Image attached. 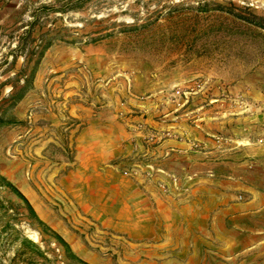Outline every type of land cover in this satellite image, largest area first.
Masks as SVG:
<instances>
[{
	"label": "rangeland",
	"instance_id": "obj_1",
	"mask_svg": "<svg viewBox=\"0 0 264 264\" xmlns=\"http://www.w3.org/2000/svg\"><path fill=\"white\" fill-rule=\"evenodd\" d=\"M0 124V264H264V0H0Z\"/></svg>",
	"mask_w": 264,
	"mask_h": 264
},
{
	"label": "crops",
	"instance_id": "obj_2",
	"mask_svg": "<svg viewBox=\"0 0 264 264\" xmlns=\"http://www.w3.org/2000/svg\"><path fill=\"white\" fill-rule=\"evenodd\" d=\"M167 143V142H166ZM125 153L129 154L132 150V146L126 145ZM105 174V173H104ZM106 175L112 177L114 186L113 191L116 194L124 193L128 194L129 198H124L126 203H138L141 207H146L148 205V196L137 187L134 180L130 177L123 176L122 174L116 173L114 170L108 171ZM110 184V183H109ZM124 202V203H125ZM168 202L162 201L161 199H155V205L158 209L166 207Z\"/></svg>",
	"mask_w": 264,
	"mask_h": 264
},
{
	"label": "trees",
	"instance_id": "obj_3",
	"mask_svg": "<svg viewBox=\"0 0 264 264\" xmlns=\"http://www.w3.org/2000/svg\"><path fill=\"white\" fill-rule=\"evenodd\" d=\"M226 12H229V13H233L234 15H238V14H235L234 12H232L231 10H225ZM30 77H31V75H30ZM29 80H30V78H29ZM29 82V81H28ZM28 84H27V82H26V84L23 86V88L21 89V91L18 93V95H17V97H16V99H19L20 97H21V95L23 94V92H24V89L26 88V86H27ZM1 125V124H0ZM18 195L21 197V199L24 201V203L26 204V207H27V210L29 211V213L33 216V217H35L36 218V215H35V212H34V210L32 209V207L30 206V204L28 203V201H27V199L25 198V197H23L20 193H18ZM37 219V218H36ZM37 222H39L40 223V221L37 219ZM28 242L32 245V246H35V243L34 242H32V241H30V240H28Z\"/></svg>",
	"mask_w": 264,
	"mask_h": 264
}]
</instances>
